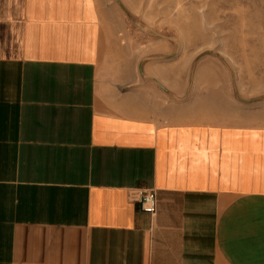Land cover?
I'll list each match as a JSON object with an SVG mask.
<instances>
[{
  "label": "crops",
  "instance_id": "obj_1",
  "mask_svg": "<svg viewBox=\"0 0 264 264\" xmlns=\"http://www.w3.org/2000/svg\"><path fill=\"white\" fill-rule=\"evenodd\" d=\"M105 51L97 0H0V264H264V126L103 86Z\"/></svg>",
  "mask_w": 264,
  "mask_h": 264
},
{
  "label": "rangeland",
  "instance_id": "obj_2",
  "mask_svg": "<svg viewBox=\"0 0 264 264\" xmlns=\"http://www.w3.org/2000/svg\"><path fill=\"white\" fill-rule=\"evenodd\" d=\"M103 86L184 120L264 126V0H97Z\"/></svg>",
  "mask_w": 264,
  "mask_h": 264
},
{
  "label": "built area",
  "instance_id": "obj_3",
  "mask_svg": "<svg viewBox=\"0 0 264 264\" xmlns=\"http://www.w3.org/2000/svg\"><path fill=\"white\" fill-rule=\"evenodd\" d=\"M141 211L154 214L157 211L158 196L155 190L142 192L137 198Z\"/></svg>",
  "mask_w": 264,
  "mask_h": 264
}]
</instances>
